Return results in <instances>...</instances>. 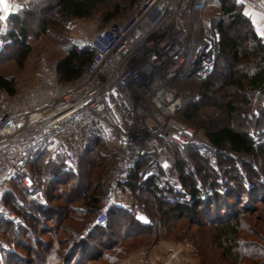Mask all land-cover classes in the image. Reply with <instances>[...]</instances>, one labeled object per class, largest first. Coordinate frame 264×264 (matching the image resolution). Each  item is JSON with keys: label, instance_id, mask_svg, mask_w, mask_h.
<instances>
[{"label": "trees", "instance_id": "16d2710c", "mask_svg": "<svg viewBox=\"0 0 264 264\" xmlns=\"http://www.w3.org/2000/svg\"><path fill=\"white\" fill-rule=\"evenodd\" d=\"M102 1L33 0L32 6L41 8L38 15H33L40 19V35L51 36L62 53L55 69L64 84L81 76L93 53L88 48H77L61 30L70 19L91 17L96 4ZM139 1L128 0V4L133 8ZM197 2L203 8L217 6V52L209 74L200 80L179 78L175 87L182 102L176 119L194 129L198 142L168 146L175 181L165 179L157 167L153 175L141 180L150 164L141 156L126 180L119 183V190L131 195L138 190L135 197L145 204V216L153 223L163 224L164 236L173 231L177 237L190 234L194 253L204 263L246 264L242 263L246 259L251 264H264L260 246L241 238L243 230L254 236V227L243 224L248 206L241 202L243 207H239L238 202L246 192L249 200L256 194L253 198L264 203V175L249 162H244L243 172L236 159L264 161V109L260 107L264 100V40L237 0ZM119 9L116 5L105 20L118 17ZM50 11L53 15L45 18ZM31 14V9L26 8L21 15ZM22 16H8L9 29L0 37V63L14 59L23 66L32 51L27 41L32 36ZM15 92L14 79L0 71V93L13 96ZM236 118L251 122V126L234 124ZM106 144L102 129L91 121L82 127L75 159H69L73 168L67 166L62 154L48 156V150L37 154L30 169L44 180V204L30 200L15 181L11 183L4 204L16 219L0 217V264H118L142 244L141 240L154 234L153 225L141 223L128 208L112 202L105 223L94 224L109 197L110 164L116 159L115 153L111 156L102 151ZM176 183L184 189L183 193ZM230 203L237 209H232ZM205 226L209 233L200 230ZM84 231H88L85 236ZM211 251L219 252L222 261Z\"/></svg>", "mask_w": 264, "mask_h": 264}, {"label": "built area", "instance_id": "2783aa9c", "mask_svg": "<svg viewBox=\"0 0 264 264\" xmlns=\"http://www.w3.org/2000/svg\"><path fill=\"white\" fill-rule=\"evenodd\" d=\"M237 1L264 15V0ZM201 5L197 0H140L127 20L100 31L88 27L79 32L73 44L88 48L93 56L72 83H62L55 65L43 59L31 87L19 96L1 93L0 217L16 219L4 204L13 181L30 200L44 204V180L30 164L58 141L59 153L75 159L68 149L81 144L82 127L91 121L115 146L111 192L119 190L141 156L150 163L141 180L157 167L165 179L175 181L168 146L198 142L194 129L176 119L182 102L175 82L209 74L218 48L213 17L208 18L213 29L209 39L195 37L194 16ZM65 163L73 168L68 159ZM176 187L184 192L177 183ZM137 192H127L131 202L126 208L141 223L153 225ZM109 203L108 197L95 225L105 223Z\"/></svg>", "mask_w": 264, "mask_h": 264}, {"label": "rangeland", "instance_id": "374dc122", "mask_svg": "<svg viewBox=\"0 0 264 264\" xmlns=\"http://www.w3.org/2000/svg\"><path fill=\"white\" fill-rule=\"evenodd\" d=\"M51 3L52 5H54V1H51ZM138 4L139 3H137L135 7L131 8L128 4V0H103L102 2L96 4L91 17L86 18V19H70L65 23L64 29L61 30V32L64 36L67 37L68 41H70L73 44V40L79 37V32H81L82 30L88 27L92 29L94 28L96 32V31L103 30L104 28L109 26L111 23L127 20L133 14ZM32 5H35L33 0H27V1L7 0L6 8L4 9V11L0 12V37H1L5 35L9 29V26H10L8 22L9 15L16 13L22 16L21 14L23 13V11H25L26 8H29V10L31 9L32 11V14L30 16H25V15L22 16V20L24 21V26L28 30L29 34L32 36V37H29L27 40L32 50L28 59L25 61L23 66H19L17 64V61H15L14 59L6 60V61L4 60V62L0 63L1 73L4 76L12 77L15 81V89H16V92L14 94L15 96H19L22 92H24L29 87H31V85H33V83L37 79L36 74H37L38 68L43 59L46 60L48 64L55 65L58 58L62 55L60 50H58V48L55 46V42L54 40H52L51 36L44 35V34L40 35V30L38 26L40 19H37L33 15L34 14L38 15V12L41 8H39L38 6H32ZM116 5L118 6V8H120L118 17L112 20L106 21L105 18L107 14L111 12ZM203 7H204L203 5L197 7L195 16H194L193 23L196 28V34H195L196 39H200V38L209 39L208 37L211 32V23L208 18L213 17L216 21L217 6L210 4V5H207L205 8ZM52 15H53V11H50L48 15L45 16V18H48ZM214 25H215V22H214ZM262 39L264 40V38ZM82 48H85V47L83 46ZM0 100H1V93H0ZM256 102L257 100H254V105L256 104ZM263 105H264V100L260 102V107L264 109ZM255 109L256 108L254 107V110H253L254 112H255ZM204 111H208V110H204ZM233 121H234V124L240 127L242 125L251 126V122H248L247 124L245 119L238 120L236 118ZM200 137L202 136L200 135ZM60 145L61 144L59 141L56 142V144H54L50 149L52 152H50V150L48 151L49 153L48 156L55 155V154H61L58 151L59 149L58 146ZM68 150L70 153L76 156L77 152L79 151V146L75 145L74 147H70V149ZM114 150H115V146L109 140L107 141L105 149H102V151L108 152L111 156H113V153H115ZM66 159L69 160L71 159V157L70 156L66 157ZM236 159H237V163L239 164V166L242 164V166L240 167L243 172L244 170H246L245 168L246 166L244 162H249L250 165L254 164L255 166H257L258 170L260 171V174L264 175V171H263L264 161L260 160L259 158H244V159L236 158ZM116 164H117V160L113 159L112 164H110V167L112 169L110 172L111 179H112L113 170L116 167ZM109 194H111V191ZM254 196H257V195L252 194L251 195L252 198L251 200H249L250 199L249 195L246 192H244L242 193V195L239 198L240 200L238 201L239 204L243 202L244 206H248V208L245 210V213L247 214L243 213V219H244L243 224H245L246 227H251V226L254 227V236L250 234V232H246L245 230H243V232H241L242 233L241 238L243 241H252L256 243L264 251V203L260 201L261 199L253 198ZM230 205L232 209L235 208L233 203H230ZM243 205L240 204L239 207H243ZM6 209L9 210L8 208ZM221 213H224V212L222 211ZM159 225L156 223H153V226H154L153 233L154 234L150 235L145 240H141L142 244H144V242L151 243V242H156L158 240H167V241H173L176 243L185 244L192 248L191 243L193 244V242H192V239H191L192 237L190 234L189 236L180 235L179 237H177L175 235L176 231H173L172 235L164 236L162 233L164 232L162 231L163 224L162 225L159 224ZM184 226L187 227L186 225ZM191 229L197 230L198 228L192 227ZM200 230L205 234L209 233L210 231L209 227L207 226H205V228H200ZM58 236H61V234L58 233ZM45 238L47 239V237ZM141 241H139V243H141ZM211 252L212 254L216 256L217 259L220 258L221 260L219 252H215V251L214 252L211 251ZM202 256H204V259L208 258L205 255H202ZM193 261H194L193 264H207V263H204L202 259L194 253V250H193ZM242 263L251 264L252 262L249 260L243 259ZM90 264H103V263L93 262ZM220 264H225V263L220 262ZM229 264H233V263H229Z\"/></svg>", "mask_w": 264, "mask_h": 264}, {"label": "crops", "instance_id": "0c3cea01", "mask_svg": "<svg viewBox=\"0 0 264 264\" xmlns=\"http://www.w3.org/2000/svg\"><path fill=\"white\" fill-rule=\"evenodd\" d=\"M7 0H0V12L6 8ZM27 1V0H22ZM18 3V2H17ZM245 15L250 19L255 31L264 38V15L244 6ZM50 152H52L50 150ZM110 202L126 207L131 202V195L127 192L114 190L109 194ZM144 259L145 264H193V250L185 244L167 240L141 244L136 249L128 252L118 264H140Z\"/></svg>", "mask_w": 264, "mask_h": 264}, {"label": "bare ground", "instance_id": "6f19581e", "mask_svg": "<svg viewBox=\"0 0 264 264\" xmlns=\"http://www.w3.org/2000/svg\"><path fill=\"white\" fill-rule=\"evenodd\" d=\"M211 34L213 33V29H212V27H211V32H210Z\"/></svg>", "mask_w": 264, "mask_h": 264}, {"label": "water", "instance_id": "95a60500", "mask_svg": "<svg viewBox=\"0 0 264 264\" xmlns=\"http://www.w3.org/2000/svg\"><path fill=\"white\" fill-rule=\"evenodd\" d=\"M214 20V19H213Z\"/></svg>", "mask_w": 264, "mask_h": 264}]
</instances>
